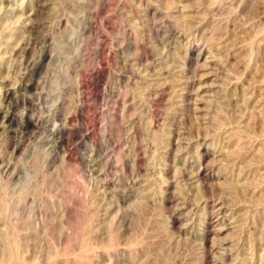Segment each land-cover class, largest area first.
<instances>
[{"label":"rangeland","instance_id":"374dc122","mask_svg":"<svg viewBox=\"0 0 264 264\" xmlns=\"http://www.w3.org/2000/svg\"><path fill=\"white\" fill-rule=\"evenodd\" d=\"M2 116L0 264H264V0H0Z\"/></svg>","mask_w":264,"mask_h":264},{"label":"bare ground","instance_id":"6f19581e","mask_svg":"<svg viewBox=\"0 0 264 264\" xmlns=\"http://www.w3.org/2000/svg\"><path fill=\"white\" fill-rule=\"evenodd\" d=\"M182 4V3H181ZM180 5V4H179ZM176 7V6H175ZM174 7V8H175ZM180 7V6H179ZM179 7H177L178 9H179ZM181 7H182V5H181ZM183 8H184V5H183ZM178 9H175V11L177 10V12H178ZM181 9H179V11H180ZM184 9H182V11H183ZM176 13V12H175ZM174 14V13H173ZM178 14V16H179V14H181V12L180 13H177ZM186 14V13H185ZM176 15V14H175ZM188 15V14H187ZM186 15V16H187ZM177 16V15H176ZM181 17V16H180ZM179 17V18H180ZM187 18H189L188 16H187ZM183 19V18H182ZM188 20V19H187ZM187 22V21H186ZM208 92V91H207ZM206 94V93H205ZM204 93L201 95V97L203 96V95H205ZM207 95V94H206ZM206 97H208V96H206ZM204 99H205V97H203ZM208 99V98H207ZM210 99V98H209ZM201 101H203V99L201 100ZM200 101V102H201ZM205 101V100H204ZM204 101H203V103H204ZM210 101V100H209ZM206 102V101H205ZM204 106H205V104H204ZM200 108V107H199ZM206 108V107H205ZM203 110H204V108H202ZM201 113V112H200ZM2 120H1V122H0V127H3L5 124L7 125V123L9 122V120L5 117L4 118V116H2ZM11 121V120H10ZM31 128V126H30V124H28L27 125V127L25 128V130H29Z\"/></svg>","mask_w":264,"mask_h":264}]
</instances>
